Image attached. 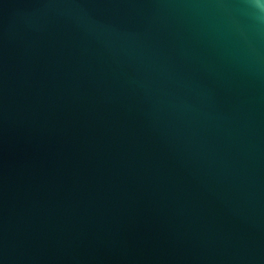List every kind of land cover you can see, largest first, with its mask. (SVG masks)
Instances as JSON below:
<instances>
[{
    "label": "water",
    "instance_id": "water-1",
    "mask_svg": "<svg viewBox=\"0 0 264 264\" xmlns=\"http://www.w3.org/2000/svg\"><path fill=\"white\" fill-rule=\"evenodd\" d=\"M0 264H264V0H0Z\"/></svg>",
    "mask_w": 264,
    "mask_h": 264
}]
</instances>
